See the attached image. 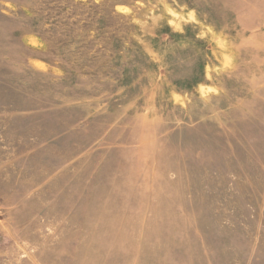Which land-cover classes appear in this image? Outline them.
Wrapping results in <instances>:
<instances>
[{
	"label": "rangeland",
	"instance_id": "1",
	"mask_svg": "<svg viewBox=\"0 0 264 264\" xmlns=\"http://www.w3.org/2000/svg\"><path fill=\"white\" fill-rule=\"evenodd\" d=\"M0 264H264V0H0Z\"/></svg>",
	"mask_w": 264,
	"mask_h": 264
}]
</instances>
